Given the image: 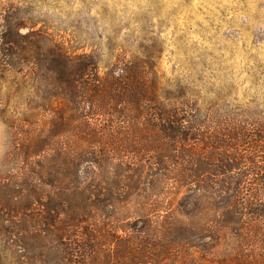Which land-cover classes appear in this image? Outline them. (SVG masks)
I'll return each instance as SVG.
<instances>
[{
    "label": "trees",
    "instance_id": "trees-1",
    "mask_svg": "<svg viewBox=\"0 0 264 264\" xmlns=\"http://www.w3.org/2000/svg\"><path fill=\"white\" fill-rule=\"evenodd\" d=\"M25 27L0 12V70L30 86L0 156L5 256L264 264V115L163 95L142 58L102 74Z\"/></svg>",
    "mask_w": 264,
    "mask_h": 264
},
{
    "label": "rangeland",
    "instance_id": "rangeland-1",
    "mask_svg": "<svg viewBox=\"0 0 264 264\" xmlns=\"http://www.w3.org/2000/svg\"><path fill=\"white\" fill-rule=\"evenodd\" d=\"M4 10L68 52L93 53L102 74L142 58L163 95L264 115V0H0ZM29 87L0 70V156L28 115ZM0 264L15 263L0 250Z\"/></svg>",
    "mask_w": 264,
    "mask_h": 264
}]
</instances>
